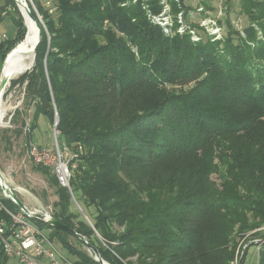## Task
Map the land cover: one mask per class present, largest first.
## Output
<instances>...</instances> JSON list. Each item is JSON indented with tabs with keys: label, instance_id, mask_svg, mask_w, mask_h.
<instances>
[{
	"label": "trees",
	"instance_id": "trees-1",
	"mask_svg": "<svg viewBox=\"0 0 264 264\" xmlns=\"http://www.w3.org/2000/svg\"><path fill=\"white\" fill-rule=\"evenodd\" d=\"M181 1L170 0L174 14H186ZM53 5L56 16L39 7L50 41L42 29L35 65L17 81L34 107L32 130L40 115L53 126L57 113L59 142L85 148L72 193L50 177L53 216L108 264H231L264 240V0H241L245 37L227 19L224 41L199 43L151 22L161 0ZM16 12V37L0 43L4 61L27 32ZM34 222L77 264H100L68 234ZM10 261L0 243V264Z\"/></svg>",
	"mask_w": 264,
	"mask_h": 264
},
{
	"label": "rangeland",
	"instance_id": "rangeland-1",
	"mask_svg": "<svg viewBox=\"0 0 264 264\" xmlns=\"http://www.w3.org/2000/svg\"><path fill=\"white\" fill-rule=\"evenodd\" d=\"M27 3H29L28 5L31 11H34V16L40 25L41 33L43 29L45 34H47L48 41H50L51 35L49 34L39 7L42 5L45 10L49 11L53 16H56L53 0H29ZM200 6L205 7L206 11L208 12L206 16H211L212 18L220 21V25L223 27V39L221 41H224L225 34L229 31L227 27L228 23L226 22L227 19L230 20L229 22L231 26L235 30L240 31L243 37H245L244 29L249 26V21L242 11L241 0H231L230 4H227L226 0H192V4L189 5L191 11L186 6V20L193 26H198V21L201 18L196 13V8ZM17 9L20 11L14 0H0V38L6 36L7 42L12 41L18 32V28L15 24V20L18 18V13L16 12ZM220 11H222V14H220ZM25 21L26 18L24 23ZM27 33L28 29L24 41L18 46V48L26 41ZM261 36L262 33L260 32L259 37ZM207 37L209 36L203 35L202 40ZM3 65L4 60H2L0 57V77L2 74ZM32 69L33 68H31L30 71ZM26 73L12 79L10 87L6 90L2 99L4 105L8 109L7 115L5 117L6 120L4 119V121L9 125L7 128L0 129V135H3L4 137V139L0 141V171L8 186L15 190L17 197L23 203H25L28 208L32 210H43V212L44 210H49L54 214V203L57 201V197L55 195V189L52 187L50 182V177L53 176V172L50 168L44 165H37L30 156V151L32 150L31 144L41 148H48L54 145V129L50 124L48 117L45 115H40L38 118L37 128L32 130L34 107L33 105H29L27 102L25 85L17 82ZM189 88L190 87H185L183 89L187 90ZM7 139H9V142ZM60 145L62 146L61 143ZM38 166H44L50 169L51 173L49 176L37 171L36 167ZM213 178L216 179V176H213ZM17 189H23L24 192L21 194ZM1 194H4V191L0 186V195ZM73 200L77 211L80 212L83 216V219L92 226V221H90L91 219L89 220V218H86L87 215L81 206L76 202L74 197ZM10 209L13 208L11 207ZM13 210L15 211V209ZM72 211L76 210L72 208ZM37 226L41 229L44 236L51 238L50 230L43 228L38 224ZM262 230H264V227ZM247 239H250L249 235L244 240ZM56 240L54 242L58 253L69 261L77 264L78 257L69 253V251L66 250L65 247ZM254 241L255 240H253V242ZM70 242L77 250L82 251L90 257L93 256V253H91L84 245H79L75 239L72 238ZM251 242L252 241L249 243ZM246 245H244V247ZM256 248L257 246H254L253 244V246L249 249L246 264H257V258L254 254ZM241 256L242 253L239 256L237 253V257L231 264H239ZM136 260L137 257L132 258L133 262H136ZM10 264L18 263L15 261H10Z\"/></svg>",
	"mask_w": 264,
	"mask_h": 264
},
{
	"label": "built area",
	"instance_id": "built-area-1",
	"mask_svg": "<svg viewBox=\"0 0 264 264\" xmlns=\"http://www.w3.org/2000/svg\"><path fill=\"white\" fill-rule=\"evenodd\" d=\"M14 1L22 14L21 5L24 3L21 0ZM28 1L26 0V2ZM137 1L139 0H133L134 3ZM147 1L143 0V2ZM174 1L179 5L182 2L181 0ZM161 5L163 9L160 14H153L151 11H148L147 14L153 24L159 25L163 29L165 35L169 37L189 35L194 43L201 42L203 35L209 36L212 42L223 39V27L220 25V21L211 16H206L208 12L204 6L196 8V13L201 18L198 21V26H193L187 22L184 10H181L176 15L173 14L170 0H161ZM144 8L147 7L145 6ZM220 14H222V11H220ZM5 41H7L6 36L0 38V43ZM11 81L7 85L6 90L10 87ZM6 125L8 127L9 124L7 123ZM53 129L54 145L48 148H41L31 144L32 150L30 151V156L37 165L41 164L50 168L56 175L59 184L72 193L70 181L72 179L73 168L76 167L73 161L83 154L85 148L81 144L73 147L63 144L61 146L58 140L59 132L57 128L53 127ZM5 184L15 194V190L11 189L6 181ZM5 200L12 202L15 206L13 207L15 211L6 207ZM25 206L27 212L19 208L10 194L4 192V194L0 195V243L5 255L10 260H15L18 264H75L58 253L55 240L44 236L41 229L34 222H44V220L51 218L53 213L49 210H44V212L43 210H32L27 205ZM254 242L257 244L254 254L258 260L260 248L264 246V240H255Z\"/></svg>",
	"mask_w": 264,
	"mask_h": 264
},
{
	"label": "bare ground",
	"instance_id": "bare-ground-1",
	"mask_svg": "<svg viewBox=\"0 0 264 264\" xmlns=\"http://www.w3.org/2000/svg\"><path fill=\"white\" fill-rule=\"evenodd\" d=\"M24 4L21 5V11L24 19L26 18L28 29L26 41L18 48L16 47L15 53L10 57L5 70L4 75L14 79L18 76L26 73L33 67L34 63V52L35 46L39 40L40 28L36 21H34L29 15V5L26 0H21ZM7 107L3 101L0 103V129L6 128L7 125L4 121L7 115ZM6 120V119H5ZM21 194L24 192L23 189H17ZM26 192V191H25Z\"/></svg>",
	"mask_w": 264,
	"mask_h": 264
},
{
	"label": "water",
	"instance_id": "water-1",
	"mask_svg": "<svg viewBox=\"0 0 264 264\" xmlns=\"http://www.w3.org/2000/svg\"><path fill=\"white\" fill-rule=\"evenodd\" d=\"M29 11V15L31 16V18L37 22L36 17L34 16V14L32 13L31 10ZM24 18V17H23ZM25 20V19H24ZM37 24L39 25V23L37 22ZM25 25H26V21H25ZM40 28V25H39ZM41 37H42V33H41V29H40V36H39V40L35 46V52H34V63L33 66L35 65V58H36V49L41 41ZM17 48L12 49L8 55L6 56V59L4 61V65H3V69H2V74L0 77V103L3 99L5 90L7 88V85L10 83L11 78H9L8 76L4 75V70L5 67L10 59V57L15 53ZM33 68V67H32ZM30 71V70H28ZM59 124V118H58V114H55V123L53 125L54 128H57V125ZM0 183L2 186V190L7 193L10 194L11 198L16 202V204L19 206L20 209H22L23 211L27 212V208L24 205V203L17 197L16 194H14L13 192H11V190L6 186L5 184V179L3 178V176L0 173ZM83 213V211H82ZM84 215V213H83ZM87 218V217H86ZM44 223H47L48 225L54 227L55 229H58L60 231H63L64 233L68 234L70 237H72L73 239L79 241L82 245H84L91 253H93L95 260L98 261L100 264H107L99 255L98 249L95 248L94 246H92L88 240L81 234H79L77 231H75L74 229H72L71 227H69L68 225L64 224L62 221H60L59 219L55 218L54 216H52L51 218L44 220ZM257 246V244L255 242L249 243L247 244L242 252V256L240 258V262L239 264H243L244 260L247 256V253L249 251L250 246ZM256 244V245H255Z\"/></svg>",
	"mask_w": 264,
	"mask_h": 264
},
{
	"label": "crops",
	"instance_id": "crops-1",
	"mask_svg": "<svg viewBox=\"0 0 264 264\" xmlns=\"http://www.w3.org/2000/svg\"><path fill=\"white\" fill-rule=\"evenodd\" d=\"M184 4H185L189 9H191V8L189 7V5L192 4V0H191V3H190V0H184ZM190 11H191V10H190Z\"/></svg>",
	"mask_w": 264,
	"mask_h": 264
}]
</instances>
